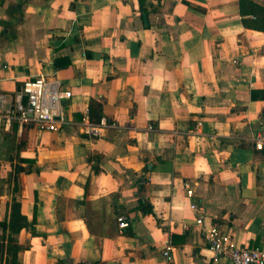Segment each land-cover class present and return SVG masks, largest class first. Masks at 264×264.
<instances>
[{
	"label": "crops",
	"instance_id": "0c3cea01",
	"mask_svg": "<svg viewBox=\"0 0 264 264\" xmlns=\"http://www.w3.org/2000/svg\"><path fill=\"white\" fill-rule=\"evenodd\" d=\"M0 66V110L32 76L71 92L61 130L1 128L0 178L20 168L15 198L11 179L0 193V221L13 200L24 217L18 264H231L213 261L192 202L205 227L264 250L251 140L264 130V0H0ZM101 118L112 126L89 136Z\"/></svg>",
	"mask_w": 264,
	"mask_h": 264
},
{
	"label": "built area",
	"instance_id": "2783aa9c",
	"mask_svg": "<svg viewBox=\"0 0 264 264\" xmlns=\"http://www.w3.org/2000/svg\"><path fill=\"white\" fill-rule=\"evenodd\" d=\"M70 97V90L63 89L57 79L46 78L42 75L25 79L18 92L15 93L12 106L6 110H0V134L1 128L7 129L14 120L20 126L31 123L40 130H61L66 124L62 103ZM110 126L112 125L105 118H101L97 124H88L86 133L97 138L101 136L104 128ZM251 140L256 150H264V130L251 137ZM186 195L192 196V190L188 188ZM189 208L192 212L198 213L194 217V223L202 227L207 249L214 262L224 258L231 264H264V250L236 246L231 237L222 232L217 225L204 226L205 215L197 203H190ZM117 221L120 229L129 225L123 213L118 215ZM182 227L187 228V224H183ZM171 249L169 240L162 242V255L166 260L170 259Z\"/></svg>",
	"mask_w": 264,
	"mask_h": 264
},
{
	"label": "trees",
	"instance_id": "16d2710c",
	"mask_svg": "<svg viewBox=\"0 0 264 264\" xmlns=\"http://www.w3.org/2000/svg\"><path fill=\"white\" fill-rule=\"evenodd\" d=\"M19 170L20 168L16 167L15 173ZM138 209L142 213L151 212V206L142 199L139 200ZM22 227H24V217L20 215L19 204L13 200L10 219L0 221V264H18L19 247L16 244V236Z\"/></svg>",
	"mask_w": 264,
	"mask_h": 264
},
{
	"label": "rangeland",
	"instance_id": "374dc122",
	"mask_svg": "<svg viewBox=\"0 0 264 264\" xmlns=\"http://www.w3.org/2000/svg\"><path fill=\"white\" fill-rule=\"evenodd\" d=\"M11 142V141H10ZM4 179H1V180H3V183H0V193L1 192H6L7 190H8V187L5 185V182H4V180H5V178L8 180H10L11 181V184H13V196H14V198H15V193H17V191H18V184H19V182H18V175H17V173H15L13 176H9V175H7V177L5 176V177H3ZM7 183H9V182H7Z\"/></svg>",
	"mask_w": 264,
	"mask_h": 264
}]
</instances>
